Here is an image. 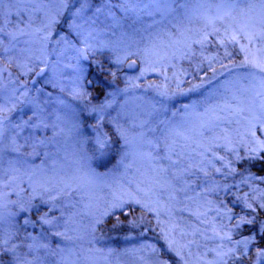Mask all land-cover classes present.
<instances>
[{
	"label": "rangeland",
	"instance_id": "rangeland-1",
	"mask_svg": "<svg viewBox=\"0 0 264 264\" xmlns=\"http://www.w3.org/2000/svg\"><path fill=\"white\" fill-rule=\"evenodd\" d=\"M28 1L0 0V264H264V0Z\"/></svg>",
	"mask_w": 264,
	"mask_h": 264
},
{
	"label": "trees",
	"instance_id": "trees-1",
	"mask_svg": "<svg viewBox=\"0 0 264 264\" xmlns=\"http://www.w3.org/2000/svg\"><path fill=\"white\" fill-rule=\"evenodd\" d=\"M109 81H111V80H109V77H107V79L104 80V83L107 82L106 87L111 86L110 88L112 89V88H114V86H116V88L118 90H120V96H119L120 99L119 100H121L122 98L125 97L124 102H122V104L117 106V108H118L117 111H114V109H113L115 107V102H114L113 108L108 112V115H110L111 118L113 116V118H116L118 121H124L125 120L126 122L123 125H132L133 124L134 129H137V130H140L141 126L146 125V132L148 133V134L144 135L146 140L153 141L155 143V140L158 139L157 137L159 135V137L164 140V142L161 141V143H163L166 146L170 145L172 147L173 146L178 147L177 150H181V148L185 145L184 144L185 139H184L183 135H178V136H175L173 134L171 136L169 135L170 134L169 129L172 128L169 114L171 113V111H172L171 108L173 106H171L172 104H169L170 101L168 99L166 101L165 100L163 101V96H161V93H159V95L156 93V97L158 96V99H155V97H154V102L156 101L158 103L159 108L152 110L151 115L139 116L144 111V109L147 108V106L149 104H146L142 101V98H141L142 96H138L137 94L132 95L131 90L129 91V88H127V89L124 88V84L121 81H117V83H114V80H113V82L111 81V83ZM104 87H105V85L103 86V83L101 85L100 84L97 85V88H96V85L94 84V88H96V90L102 91L101 93H99V94H101V97L105 92V89H103ZM140 87L141 86H139V88ZM149 94L154 96V92H150ZM165 97L166 96L164 95V98ZM109 99H111V98H108V100ZM169 105H170V107H169ZM164 114H166V116H165V118H163L161 120V118L163 117ZM158 118L160 120H158ZM143 122H146V124H143ZM134 123H137V125ZM162 124H165L166 127H168V125H169L171 128L168 129L166 127H161ZM180 127H181V130H183L185 128V124L183 126H180ZM190 133H191V131H190ZM118 136L120 137L119 140H122V138L126 136L125 131H119ZM126 138H125V142L126 141L128 142L130 140V136L127 139ZM156 142H159V140H156ZM186 142H188V140ZM154 148H156L155 145L152 147V149H154ZM103 149H104V147L100 146L98 148V151L96 152V154L103 153ZM186 149H187V147L185 148V150ZM93 150H94L93 147L88 148V153L89 152L91 153V155L88 156V161L91 165H94V163L96 164L95 151H94V156H92ZM114 154L110 157L111 159L108 158L107 160H105L104 163L106 164L105 165L106 168L115 162L116 157H114ZM260 168H261V170H260ZM258 169L260 171H262V173H264V161L255 162L253 164L252 170L257 171ZM149 179H150V177H149ZM151 180L154 181L153 179H151ZM261 215L264 216V211L261 212Z\"/></svg>",
	"mask_w": 264,
	"mask_h": 264
},
{
	"label": "water",
	"instance_id": "water-1",
	"mask_svg": "<svg viewBox=\"0 0 264 264\" xmlns=\"http://www.w3.org/2000/svg\"><path fill=\"white\" fill-rule=\"evenodd\" d=\"M80 56L85 62L87 63L91 62L90 55L88 54L84 46H82L80 49ZM139 66H140L139 63L136 60L130 59L125 65V70L127 72H135L139 69ZM48 68H49L48 65H46L43 68L39 69L32 77L31 83H35L39 78L43 77L47 73ZM3 133H4V119L1 117L0 114V142L3 137ZM107 141H110V138H108Z\"/></svg>",
	"mask_w": 264,
	"mask_h": 264
},
{
	"label": "snow or ice",
	"instance_id": "snow-or-ice-1",
	"mask_svg": "<svg viewBox=\"0 0 264 264\" xmlns=\"http://www.w3.org/2000/svg\"><path fill=\"white\" fill-rule=\"evenodd\" d=\"M249 40V43H251L253 40L260 38V39H264V35L261 34H256L255 36H248L246 37ZM232 40L235 41L236 37L233 36ZM249 63H252V66L255 68H258L261 72H264V63H255V62H251L248 61Z\"/></svg>",
	"mask_w": 264,
	"mask_h": 264
},
{
	"label": "flooded vegetation",
	"instance_id": "flooded-vegetation-1",
	"mask_svg": "<svg viewBox=\"0 0 264 264\" xmlns=\"http://www.w3.org/2000/svg\"><path fill=\"white\" fill-rule=\"evenodd\" d=\"M29 2H30V0H29L27 3H29ZM27 3H25V4H27ZM28 5H29V4H28ZM28 9H29V8H28ZM25 38H26L27 41H30V38H28V36L25 37ZM81 47H82V46H81ZM80 49H81V48H80ZM83 61H84V60H83ZM84 62H85V61H84ZM47 63H48V62H47ZM86 63H87V62H86ZM90 63H91V62H90ZM90 63H87V64H90ZM37 71H38V70H37ZM35 73H36V72H35ZM34 75H35V74H34ZM34 75H33V76H34ZM44 76H45V75H44ZM41 78H42V77H41ZM38 80H40V78H39ZM38 80H37V81H38ZM37 81H36V82H37ZM36 82H35V83H36ZM35 83H31V84H35ZM4 124H5V121H4ZM4 130H5V129H4ZM102 147H104V146H102Z\"/></svg>",
	"mask_w": 264,
	"mask_h": 264
}]
</instances>
